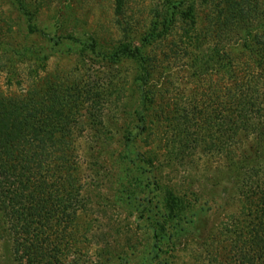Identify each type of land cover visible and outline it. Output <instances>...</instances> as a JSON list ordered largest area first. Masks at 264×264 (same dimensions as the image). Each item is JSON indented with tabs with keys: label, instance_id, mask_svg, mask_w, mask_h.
I'll list each match as a JSON object with an SVG mask.
<instances>
[{
	"label": "trees",
	"instance_id": "16d2710c",
	"mask_svg": "<svg viewBox=\"0 0 264 264\" xmlns=\"http://www.w3.org/2000/svg\"><path fill=\"white\" fill-rule=\"evenodd\" d=\"M13 1L25 21L24 40L34 37L54 47L68 42L106 64L132 63L135 125L121 122L119 146L145 169L147 186L161 194L160 200L148 201L143 208L151 231L145 264H174L179 235L197 221V199L190 201L176 188L160 185L153 160L135 147L149 136L152 123L153 65L145 48L166 39L179 23L188 27L182 38L190 31L186 40H198L196 0H160L140 45L133 43L124 19L126 0H113L121 37L105 50L97 48L92 36L44 31L23 0ZM213 5L219 22L215 37L220 41L213 44L202 67L196 68L198 62L194 65L192 75L198 79L209 71L223 74V94L211 93L205 107L210 133L223 134V182L227 185L223 192L237 205L231 212L223 202L222 264H264V3L213 0ZM241 57L247 61L245 67L238 61ZM47 59L44 45L0 43V79L6 82V89L0 85V240L6 238L10 244L11 264H92L87 256L93 245L87 243L92 229L90 223H81L90 199L80 183L83 162L78 138L100 132L112 113L124 114L123 108L106 110L113 91L85 75L76 80L59 78L52 81L50 90L48 78L41 79L29 65ZM216 124L220 130L214 132ZM94 140L98 142V135ZM203 142L204 150L215 147L210 140ZM211 252L207 248L205 264H217V251Z\"/></svg>",
	"mask_w": 264,
	"mask_h": 264
},
{
	"label": "rangeland",
	"instance_id": "374dc122",
	"mask_svg": "<svg viewBox=\"0 0 264 264\" xmlns=\"http://www.w3.org/2000/svg\"><path fill=\"white\" fill-rule=\"evenodd\" d=\"M23 1L38 27L51 34L92 36L97 48L103 50L114 46L121 37L113 15V0ZM159 2L126 0L124 19L134 44L140 45L149 33L151 15ZM195 11L198 40H186L192 34L190 31L188 37L182 38L188 27L179 23L166 39L145 48L153 65L152 123L149 136L141 138L135 149L153 160L154 176L160 185L176 188L190 201L197 199L194 204L198 211L192 210L197 221L179 235L174 264H205L207 248L213 254L217 251V264H222L223 202L226 200L225 207L231 212L237 210V205L227 200L223 192L227 187L223 182V134L210 133V126L205 125V107L211 93L223 94V74L209 71L198 79L192 75L194 65L198 62L196 68L202 67L213 44L219 40L215 37L219 22L213 0H196ZM25 28L14 1L0 0V43L44 45L48 59L29 65H33L41 79L48 78L50 90L54 89L52 81L64 77L76 80L85 75L88 81H96L103 89L113 91V96L107 98L106 110L114 106L123 108L124 114L117 117L112 113L108 117L106 123L112 126L105 124L100 132L92 133L93 137L85 134L78 138V153L83 162L80 183L83 194L90 199L81 223H90L92 229L93 235L87 240L93 243L87 250L92 264H145L151 231L143 208L148 201L160 200L161 194L147 186L145 169L119 146L117 131L121 122H130V127L135 125L133 109L137 97L131 82L132 63L106 64L68 42L54 47L34 37L24 40ZM238 61L243 67L247 65L242 57ZM42 64L46 65L44 69ZM25 70L23 67L22 71ZM5 83L2 77L0 85L4 89ZM24 84L21 83V88ZM21 88L16 87L19 91ZM218 130L216 124L214 132ZM97 135L98 142L94 140ZM203 140H210L215 147L204 150ZM183 145L188 146L181 149ZM9 245L6 238L0 240V264H11Z\"/></svg>",
	"mask_w": 264,
	"mask_h": 264
}]
</instances>
